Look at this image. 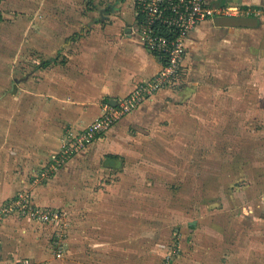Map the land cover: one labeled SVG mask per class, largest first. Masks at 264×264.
Listing matches in <instances>:
<instances>
[{
    "label": "rangeland",
    "instance_id": "rangeland-1",
    "mask_svg": "<svg viewBox=\"0 0 264 264\" xmlns=\"http://www.w3.org/2000/svg\"><path fill=\"white\" fill-rule=\"evenodd\" d=\"M0 15V209L30 196L0 221L14 222L0 264H264V94L246 63L228 50L153 119L118 121L43 175L78 129L31 163L43 66L70 37L132 21L134 0H0Z\"/></svg>",
    "mask_w": 264,
    "mask_h": 264
},
{
    "label": "crops",
    "instance_id": "crops-1",
    "mask_svg": "<svg viewBox=\"0 0 264 264\" xmlns=\"http://www.w3.org/2000/svg\"><path fill=\"white\" fill-rule=\"evenodd\" d=\"M209 2L214 6L238 7L236 15H244L239 12L245 11L246 15L258 18V23L253 26H219L215 24V18L201 22L188 37L186 68L182 75L185 80H180L175 87L159 90L152 99L124 116L118 124L133 125L153 119L156 111L166 105L170 97L187 94L189 81H185L189 73L193 79L198 73L206 74L207 65L212 61H219L223 65L220 58H226L224 54L230 53L228 50L236 55L233 57L238 58L239 62L250 67V83L263 90L261 94H264V0ZM132 23L133 19H118L108 24L105 37H70L63 44L66 46L63 55H57L56 66H43L42 74L45 76L42 89H34L39 91H32L30 99L33 108L30 109L31 115L38 128V144L35 141L34 145L40 146L39 150L32 151L31 163L47 153L45 146L53 143L55 150L59 148V141L56 140L67 126L83 128L101 114L105 102H114L129 94L141 81L151 78L160 69V58L132 33ZM236 46L240 48L238 53ZM237 74L240 76L242 71H235L234 75ZM45 127L47 131L43 130ZM110 132L115 134L114 129ZM53 134L56 135L52 139L50 136ZM7 198L0 195V205ZM13 223L8 219L0 226V263L10 255L4 248L9 243Z\"/></svg>",
    "mask_w": 264,
    "mask_h": 264
},
{
    "label": "built area",
    "instance_id": "built-area-1",
    "mask_svg": "<svg viewBox=\"0 0 264 264\" xmlns=\"http://www.w3.org/2000/svg\"><path fill=\"white\" fill-rule=\"evenodd\" d=\"M238 10V7L214 6L209 0H134L132 33L140 37L143 45L160 58V69L151 78L141 81L129 94L114 102H107L103 113L91 123L81 129H68L61 139V151L52 157L53 161L41 174L44 175L51 166L53 169L60 166L73 153L86 147L157 91L177 86L186 68L187 43L191 31L205 20L236 15ZM29 202V194L19 193L1 207L0 221L13 209L24 208ZM30 212L34 217L43 219L48 214L53 215L36 205Z\"/></svg>",
    "mask_w": 264,
    "mask_h": 264
},
{
    "label": "water",
    "instance_id": "water-1",
    "mask_svg": "<svg viewBox=\"0 0 264 264\" xmlns=\"http://www.w3.org/2000/svg\"><path fill=\"white\" fill-rule=\"evenodd\" d=\"M219 26H253L258 23V18L248 15H223L214 19Z\"/></svg>",
    "mask_w": 264,
    "mask_h": 264
},
{
    "label": "trees",
    "instance_id": "trees-1",
    "mask_svg": "<svg viewBox=\"0 0 264 264\" xmlns=\"http://www.w3.org/2000/svg\"><path fill=\"white\" fill-rule=\"evenodd\" d=\"M0 17H1V15H0ZM51 161H53V159H51L50 162H51ZM42 170H43V169H42ZM42 170H41V171H42Z\"/></svg>",
    "mask_w": 264,
    "mask_h": 264
}]
</instances>
